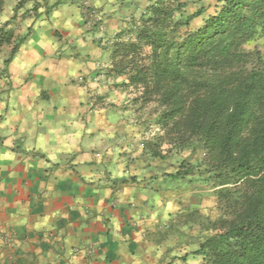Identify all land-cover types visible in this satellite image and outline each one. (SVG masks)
I'll use <instances>...</instances> for the list:
<instances>
[{
    "label": "crops",
    "instance_id": "0c3cea01",
    "mask_svg": "<svg viewBox=\"0 0 264 264\" xmlns=\"http://www.w3.org/2000/svg\"><path fill=\"white\" fill-rule=\"evenodd\" d=\"M40 1L0 70V264H167L154 182L118 177L79 115L99 87L88 14L121 0Z\"/></svg>",
    "mask_w": 264,
    "mask_h": 264
},
{
    "label": "trees",
    "instance_id": "16d2710c",
    "mask_svg": "<svg viewBox=\"0 0 264 264\" xmlns=\"http://www.w3.org/2000/svg\"><path fill=\"white\" fill-rule=\"evenodd\" d=\"M182 6L178 0L151 5V17L134 32L136 42L125 44L131 54L147 50L149 64L131 65L126 76L130 84L152 83L162 92L171 107L162 117L171 122L169 132L182 141L186 134L200 138L214 185L234 184L217 191L224 218L197 253L209 264H264V60L259 51L243 50L264 40V0H225L202 27L177 36L182 23L172 18ZM14 40L12 30L0 28V48L12 45L10 60L24 37ZM235 65L239 69L226 74Z\"/></svg>",
    "mask_w": 264,
    "mask_h": 264
},
{
    "label": "rangeland",
    "instance_id": "374dc122",
    "mask_svg": "<svg viewBox=\"0 0 264 264\" xmlns=\"http://www.w3.org/2000/svg\"><path fill=\"white\" fill-rule=\"evenodd\" d=\"M156 1L121 0L113 10L100 12L97 16L100 19L95 21L97 30L93 31V39L96 41L95 52L100 58L96 69L100 73L94 77V82L99 87L79 115L91 117L90 124H85V131L93 137L101 135L98 151L102 153L111 149L102 157L106 159L107 166L120 171L117 172L118 177L123 176L127 181L154 182L156 215L162 218L158 220L153 238L157 251L161 250L163 254V261L167 264H209L197 252L200 244L219 229L224 218L219 209L221 200L217 191L234 187V184L215 186L211 174L207 173V166L203 164L207 157L200 138L186 134L182 141L177 138L178 134L169 132L171 122L169 120L165 125L162 117L171 107L164 101L162 92L156 94L152 83L130 84L126 76L133 73L131 65L147 67L149 64L147 50L138 49L131 54L126 45L136 42L134 32L151 17L150 7ZM178 1L183 6L175 11L172 18V21L182 23L177 36L202 27L208 18L219 14L225 2ZM40 3L37 0H1L0 28L12 30L14 42L23 38L25 32L18 25L20 21L5 25L13 16L15 22L35 16ZM198 11H201L199 16H192ZM186 20L188 25L184 24ZM177 40L181 42L180 38ZM10 45L4 44L0 48L2 72L11 70ZM243 50L259 51L264 60L263 39L245 45ZM7 59L9 61L5 62ZM130 59L132 64L128 63ZM237 67L225 69L226 74L237 70ZM212 97L216 96L212 94ZM179 121L178 117L176 122ZM178 170H181V177L174 176ZM186 172L188 174H184Z\"/></svg>",
    "mask_w": 264,
    "mask_h": 264
},
{
    "label": "built area",
    "instance_id": "2783aa9c",
    "mask_svg": "<svg viewBox=\"0 0 264 264\" xmlns=\"http://www.w3.org/2000/svg\"><path fill=\"white\" fill-rule=\"evenodd\" d=\"M89 16H90V17H95V18L97 17V15H96L94 12H91V13L89 14Z\"/></svg>",
    "mask_w": 264,
    "mask_h": 264
},
{
    "label": "clouds",
    "instance_id": "9594fccd",
    "mask_svg": "<svg viewBox=\"0 0 264 264\" xmlns=\"http://www.w3.org/2000/svg\"><path fill=\"white\" fill-rule=\"evenodd\" d=\"M93 12V11H92ZM94 13H96V12H94ZM89 15V14H88Z\"/></svg>",
    "mask_w": 264,
    "mask_h": 264
}]
</instances>
